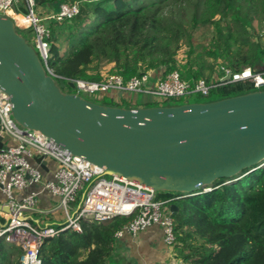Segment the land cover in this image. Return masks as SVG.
<instances>
[{
  "label": "trees",
  "instance_id": "trees-1",
  "mask_svg": "<svg viewBox=\"0 0 264 264\" xmlns=\"http://www.w3.org/2000/svg\"><path fill=\"white\" fill-rule=\"evenodd\" d=\"M74 1L80 2L76 16L49 21L48 64L65 93H75L68 80L100 82L113 73L128 80L151 69L165 74L178 69L185 79L208 78L219 61L232 72L246 66L264 70V0H35V4L48 9ZM18 10L28 12L23 3ZM200 26L214 32L210 46L201 51L194 44ZM17 31L29 43L34 36L32 27ZM183 42L189 49L180 64L176 54ZM254 90L250 83H228L211 95L219 100ZM239 176L218 179L209 191L179 194L184 197L172 202L178 208L173 214L178 264H264V166ZM129 220L82 219L81 232L66 229L45 240L39 251L41 264H122L116 257L115 234ZM22 254L20 247L0 240V264H22ZM156 264L174 263L169 259Z\"/></svg>",
  "mask_w": 264,
  "mask_h": 264
},
{
  "label": "water",
  "instance_id": "water-1",
  "mask_svg": "<svg viewBox=\"0 0 264 264\" xmlns=\"http://www.w3.org/2000/svg\"><path fill=\"white\" fill-rule=\"evenodd\" d=\"M17 27L0 15V87L11 96L14 119L105 174L154 190L197 194L218 179L238 180L244 170L264 166V90L177 105L97 103L63 92ZM230 78L231 71L225 80ZM35 161L48 169L43 157ZM177 209L171 206L173 214Z\"/></svg>",
  "mask_w": 264,
  "mask_h": 264
},
{
  "label": "built area",
  "instance_id": "built-area-1",
  "mask_svg": "<svg viewBox=\"0 0 264 264\" xmlns=\"http://www.w3.org/2000/svg\"><path fill=\"white\" fill-rule=\"evenodd\" d=\"M21 3L28 10L26 14L18 10ZM79 11V1L63 2L58 11L44 12L36 8L35 0H0V15L11 17L17 24V16L28 20V24L21 27L34 29L40 59L54 78L57 75L48 64L51 47L49 21L72 18ZM228 72L230 70L219 61L208 78L185 79L178 69L167 74L151 69L128 80L119 73H113L100 82L83 79L68 81L75 84L77 94L97 93L102 97L111 92L112 98L120 104L123 98L132 101L133 94L145 93L153 96L161 106L169 100L190 95L209 97L213 89L228 83H250L255 90H264V70L254 71L246 66L238 72L231 71V78L225 80ZM0 136L3 138V147L0 148V194L4 196V205L9 208L8 211H0L6 220L0 224V240L23 250L20 257L22 264H41L39 251L45 240L66 229L81 232L82 219L103 222L116 216L130 217L116 232L117 239L125 234L136 238L141 232L157 225L163 231L170 256H175L177 238L171 206L174 200L184 197L179 195L183 193L154 190L107 175L104 168L74 155L42 132L20 125L12 114L11 96L1 87ZM36 157L47 161L50 176L35 161ZM31 184L39 185V189L24 194ZM43 192L57 198L58 206L42 213L48 216L60 210L64 216L63 223L35 224L28 215L37 209L38 198ZM168 193L171 194L169 197H163Z\"/></svg>",
  "mask_w": 264,
  "mask_h": 264
},
{
  "label": "crops",
  "instance_id": "crops-1",
  "mask_svg": "<svg viewBox=\"0 0 264 264\" xmlns=\"http://www.w3.org/2000/svg\"><path fill=\"white\" fill-rule=\"evenodd\" d=\"M59 5L54 8H40L42 11H58ZM112 95V93H110ZM120 96L122 94L120 93ZM155 101V99H153ZM135 105V100L133 101ZM147 103L135 105L134 107H148ZM125 107V106H124ZM47 176L51 175V170H45ZM39 189V185L31 184L25 191L24 194H28L32 191ZM4 196L0 194V211H6L4 205ZM58 206V199L51 196L48 192H43L38 198V206L35 211L28 214L31 216L35 224L38 223H63L64 216L62 211H54V215L49 214L46 216L42 211L47 209H55ZM47 217V218H46ZM4 215L0 212V224L5 222ZM116 257L122 262V264H156L162 263L170 259L169 251L167 250L163 231L161 227L155 225L147 230L141 232L136 238H132L130 235L125 234L122 238L117 239L116 242Z\"/></svg>",
  "mask_w": 264,
  "mask_h": 264
},
{
  "label": "rangeland",
  "instance_id": "rangeland-1",
  "mask_svg": "<svg viewBox=\"0 0 264 264\" xmlns=\"http://www.w3.org/2000/svg\"><path fill=\"white\" fill-rule=\"evenodd\" d=\"M18 27H21V24L18 25ZM259 30L262 31V29H260L259 26ZM259 31V32H260ZM214 35L213 32V28L210 26H200L199 28L196 29V31L194 32V44L196 46H199V50L201 51L203 49V47H209L211 44V40L212 37ZM30 43L33 45V47L36 49V51L38 52L37 49V42L34 38V36H30L29 38ZM189 46L187 42H183L182 43V47L177 51L176 57L179 60V63L181 64L182 62L185 61L186 59V52L188 51ZM206 60L210 63L212 60L210 58H208V56L205 57ZM111 68V66L106 67L105 69H103L104 73H106L109 69ZM156 70V69H154ZM208 72V71H207ZM73 91L76 93L77 90L73 89ZM111 92H109L108 94H104V96L101 97L102 94H90V93H81L80 95L84 96L85 98H87L90 101H94L97 103H108V104H117V102L112 98V96L110 95ZM100 95V96H99ZM133 100H135V105H139V104H143V103H147L148 105H161L159 102L153 101L154 97L149 95V94H145V93H138V94H133ZM213 99H217V96L215 94L209 96V97H203L200 95H190V96H185L181 99H172L167 101L164 105H177V104H183L186 102H201V101H212ZM128 100L127 98H123V103H120L121 106H127V104L133 105L134 102ZM207 191V190H205ZM176 256V255H175ZM175 256H170L171 261L174 264H178L181 261L175 257ZM169 260V259H168Z\"/></svg>",
  "mask_w": 264,
  "mask_h": 264
},
{
  "label": "bare ground",
  "instance_id": "bare-ground-1",
  "mask_svg": "<svg viewBox=\"0 0 264 264\" xmlns=\"http://www.w3.org/2000/svg\"><path fill=\"white\" fill-rule=\"evenodd\" d=\"M11 13L14 15L13 11H11ZM14 16H16V15H14ZM16 18L18 19V24H21V25L22 24H24V25L28 24V20L26 18H24L23 16H17Z\"/></svg>",
  "mask_w": 264,
  "mask_h": 264
}]
</instances>
